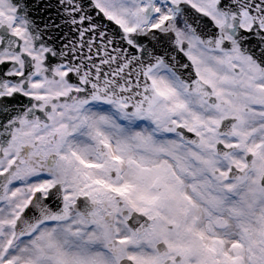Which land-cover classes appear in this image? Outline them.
<instances>
[{
    "label": "snow or ice",
    "instance_id": "snow-or-ice-1",
    "mask_svg": "<svg viewBox=\"0 0 264 264\" xmlns=\"http://www.w3.org/2000/svg\"><path fill=\"white\" fill-rule=\"evenodd\" d=\"M0 264H264V0H0Z\"/></svg>",
    "mask_w": 264,
    "mask_h": 264
}]
</instances>
